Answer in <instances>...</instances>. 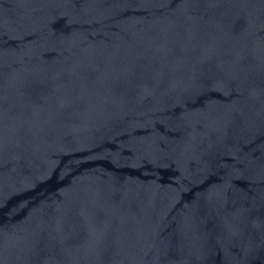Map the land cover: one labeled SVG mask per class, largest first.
I'll return each instance as SVG.
<instances>
[{"label":"water","instance_id":"1","mask_svg":"<svg viewBox=\"0 0 264 264\" xmlns=\"http://www.w3.org/2000/svg\"><path fill=\"white\" fill-rule=\"evenodd\" d=\"M0 264H264V0H0Z\"/></svg>","mask_w":264,"mask_h":264}]
</instances>
